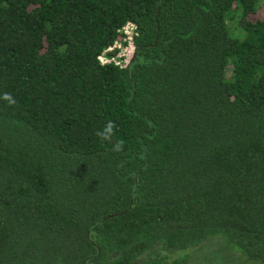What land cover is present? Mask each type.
<instances>
[{"label":"trees","instance_id":"16d2710c","mask_svg":"<svg viewBox=\"0 0 264 264\" xmlns=\"http://www.w3.org/2000/svg\"><path fill=\"white\" fill-rule=\"evenodd\" d=\"M213 239L264 264V0H0V264Z\"/></svg>","mask_w":264,"mask_h":264},{"label":"rangeland","instance_id":"374dc122","mask_svg":"<svg viewBox=\"0 0 264 264\" xmlns=\"http://www.w3.org/2000/svg\"><path fill=\"white\" fill-rule=\"evenodd\" d=\"M219 238H222V237H219ZM225 243L228 245V247L232 248L227 243V241ZM223 244L224 243L222 240L213 239V240L205 242L201 247L190 251V253L189 252L185 253L184 251V253L178 252L176 253V255L180 259L186 256V261L183 264H234L236 263L237 261L235 260L238 259L237 255L233 252V256H232L231 249L229 248L227 250L224 249Z\"/></svg>","mask_w":264,"mask_h":264},{"label":"built area","instance_id":"2783aa9c","mask_svg":"<svg viewBox=\"0 0 264 264\" xmlns=\"http://www.w3.org/2000/svg\"><path fill=\"white\" fill-rule=\"evenodd\" d=\"M122 40L116 42L106 52L98 58L100 64L106 65L113 63L120 68L127 67L134 53V39L137 36V26L132 22H127L120 30ZM115 52L116 55L108 57L107 53Z\"/></svg>","mask_w":264,"mask_h":264},{"label":"clouds","instance_id":"9594fccd","mask_svg":"<svg viewBox=\"0 0 264 264\" xmlns=\"http://www.w3.org/2000/svg\"><path fill=\"white\" fill-rule=\"evenodd\" d=\"M5 98H8L7 94H6V97H5ZM112 127H113V126H112V124L110 123V124L108 125L106 131H107L108 133H111V131H112ZM104 139H109V136L106 135V136L104 137ZM120 147H122V144H121V143H118V144L116 145L115 150H119Z\"/></svg>","mask_w":264,"mask_h":264},{"label":"water","instance_id":"95a60500","mask_svg":"<svg viewBox=\"0 0 264 264\" xmlns=\"http://www.w3.org/2000/svg\"><path fill=\"white\" fill-rule=\"evenodd\" d=\"M135 57H136V53L134 52V53H133V56H132V58H131V60H130V62H129V64L132 63V61L135 59ZM129 64H128V65H129ZM128 65H127V66H128Z\"/></svg>","mask_w":264,"mask_h":264}]
</instances>
